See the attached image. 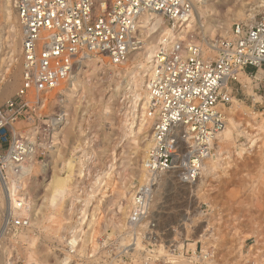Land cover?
Segmentation results:
<instances>
[{"label": "rangeland", "instance_id": "374dc122", "mask_svg": "<svg viewBox=\"0 0 264 264\" xmlns=\"http://www.w3.org/2000/svg\"><path fill=\"white\" fill-rule=\"evenodd\" d=\"M206 1L202 25H224L225 31L204 26L201 30L194 20L190 33L204 56L212 58L208 43L228 38L233 24L258 17L263 2ZM154 31L146 33L149 46L160 36ZM135 55L118 65L105 57H89L76 67L75 94L68 96L72 75L43 94L41 121L53 122L55 148L43 162L33 160L32 171L11 183L16 197L24 201L22 207L29 203L30 209L26 213L17 207L13 215L29 217L30 224L2 240L3 264H264V104L258 101L264 94V66L252 75L240 74L238 83L231 84L235 98L227 106L232 113H225V126L229 118L235 126L214 143L217 163L205 179L204 193L188 194L176 184V176L175 184L169 178L156 182L148 217L131 228L129 195L141 184L146 154L141 143L149 144L151 133L141 108L149 60L140 51ZM20 75L16 11L13 0H0V93L12 84L0 105L15 94ZM137 93L141 100L134 96ZM136 155L138 163L133 161ZM68 162L74 173L68 171ZM70 173L63 202L50 207L47 183ZM125 187L130 191L126 197L119 195ZM3 193L0 185V226ZM198 232L206 236L195 241ZM136 238L141 245L137 251Z\"/></svg>", "mask_w": 264, "mask_h": 264}, {"label": "built area", "instance_id": "2783aa9c", "mask_svg": "<svg viewBox=\"0 0 264 264\" xmlns=\"http://www.w3.org/2000/svg\"><path fill=\"white\" fill-rule=\"evenodd\" d=\"M199 1L13 0L21 75L15 94L0 105V178L17 181L28 161L43 162L54 151L53 122L41 121L43 94L89 57L118 65L142 51L148 30L142 19L152 13L172 35L158 38L148 63L144 114L151 133L143 162L148 179L131 192L128 224L133 228L148 217L161 177L194 182L225 127V107L235 98L231 84L242 72L252 75L264 66V0L253 21L235 23L228 38L212 41V58L203 57L190 33ZM258 98L264 104V94ZM14 201L15 208L24 204L19 197ZM29 224L26 216L4 217L0 245Z\"/></svg>", "mask_w": 264, "mask_h": 264}, {"label": "bare ground", "instance_id": "6f19581e", "mask_svg": "<svg viewBox=\"0 0 264 264\" xmlns=\"http://www.w3.org/2000/svg\"><path fill=\"white\" fill-rule=\"evenodd\" d=\"M5 2L6 1H9V0H4ZM200 2V5H198V7H196V9H195V12H194V16H193V18H194V20L196 21V22H198V24H199V27L198 28H200L201 30L203 29V26L206 28V29H209V28H214L215 27V30H218V31H220V32H224L225 31V27H224V25H222L221 27L219 26V25H217V24H213V25H211V26H209L208 24L209 23H205L204 25H202V23H203V21H201L200 20V15L201 14H203V12H201V10H203V8H205L207 5V1L206 0H200L199 1ZM201 8V9H198V8ZM198 9V10H197ZM200 10V11H199ZM254 17V16H253ZM161 18H160V16H158V15H155V14H152V13H150V14H148V15H146L145 17H143V19H142V23H143V27H145L146 29H148L147 31H152V30H155L154 32H156V31H158L159 30V37H160V40L163 38V37H171V35L172 34H170L169 32V30L167 29V27L166 26H158V24H159V20H160ZM253 19L254 18H252L251 19V21H253ZM250 21V22H251ZM249 21H248V23H250ZM158 23V24H157ZM206 25V26H205ZM156 40V39H155ZM17 42V41H16ZM151 42V41H150ZM149 43V42H148ZM147 43V44H148ZM145 45L144 46V48H143V50H144V52H142V51H140V53H144L145 55H146V57H145V59L147 58L148 60L151 58V55H152V52H153V47L152 46H149V45ZM200 47H201V45H199ZM208 46L212 49V50H214V45L213 44H211V43H208ZM201 49L203 50V48L201 47ZM136 53V52H135ZM135 53L134 52H132L130 55H128V58L130 57V56H132V55H135ZM139 53V52H138ZM142 55V54H141ZM144 55V56H145ZM136 57L138 56V55H135ZM203 57L204 58H211V57H207V56H204V51H203ZM146 59V60H147ZM83 62H84V60L82 61V62H80V64H78V66H77V68H79L80 66H82L83 65ZM140 64H141V62H140ZM143 64V63H142ZM146 65V64H145ZM148 65V64H147ZM140 66V65H139ZM138 66V67H139ZM141 67V66H140ZM145 67V66H144ZM16 68H18V67H16ZM77 68L75 69V71H74V73L72 74V77H71V75L68 77V78H70L71 77V79H70V81H69V83H68V96H71L72 94H75L76 92H77V86H78V76L77 75H75L76 77H74V74H77L76 72H78L77 71ZM147 68V67H146ZM259 70L261 69L262 70V68L260 67V68H258ZM257 69V70H258ZM144 72V71H143ZM146 72V71H145ZM244 72H242L241 74H243ZM244 74H246V73H244ZM240 75V74H239ZM247 75V74H246ZM141 77H143V75L141 76ZM68 78H67V80H68ZM142 79L143 78H141V81H142ZM12 86V84H7L6 86H5V88L1 91V93H0V100L3 98V97H5L7 94H8V92H9V89H10V87ZM145 95V94H144ZM134 96H136V99H139V100H141V98L139 97L140 96V94H136V95H134ZM133 96V97H134ZM143 98H145V96H143ZM144 101V100H143ZM135 106V105H134ZM141 108L142 109H144V102H142V106H141ZM224 113H227V114H231L232 113V108H227V107H225V110H224ZM143 115V113L141 112V116ZM146 117V116H145ZM58 120V119H57ZM148 121H149V119H148ZM150 122V121H149ZM229 122H230V125H226L225 127H224V129L222 130V132L219 134V136H218V138L217 139H222L224 136H226V135H228L229 134V132H230V127L229 126H233L234 125V121H233V119L232 118H229ZM235 126V125H234ZM141 139H143V138H141ZM142 142V141H141ZM142 144V147H144L143 149H144V153H145V151H147L146 150V148L145 147H147V145H149V144H145L144 142L143 143H141ZM148 148V147H147ZM213 149H215V153H212V151H211V153H210V155L204 160V162H203V164L201 165V168H200V171H199V175H198V178L194 181V182H190V183H187V182H181V181H177V179H175V178H173V177H165V176H169V175H165V176H163V177H161L157 182V184H160V182H162V183H164V182H166V180L169 178L170 179V182H172L173 183V181H174V184H175V182H176V184L177 183H179L180 184V187H182V189H184V190H186V192L189 194V192L190 193H193V194H199L200 193V195H202L203 193H204V190H203V184H204V182H205V179L207 178V176H209V175H211V174H213L212 173V171L214 170V168H215V165H216V163H217V161H215V160H217V159H215L217 156H216V154H217V150H216V147L213 145ZM145 156H146V154H145ZM135 157V156H134ZM144 159H145V157H144ZM135 163H138V161H139V156H137L136 155V157L134 158V160H133ZM70 162H72V161H70ZM70 162H68L67 163V168H68V171L69 172H72V168H73V163H70ZM134 162H132V163H134ZM143 162H144V160L142 161V165H141V171H140V175H139V181H140V183L141 184H144V183H146L147 182V179H148V174H147V172H146V170L144 169V166H143ZM72 164V165H71ZM136 165V164H135ZM47 167V165H44V167H43V169L46 171V168ZM32 169H33V160H30V161H28L25 165H24V167L22 168V172H21V174H29L31 171H32ZM75 169V168H74ZM76 171V170H75ZM72 173H74V171L72 172ZM71 175V173L70 174H65L64 176H58V177H56L55 178V180L54 181H49L48 183H47V185H46V191H47V201H48V205L50 206V207H52V208H54V207H58V205H61V202H63V200H64V196L65 195H67V193H68V188H69V182H71L72 180V177L70 176ZM176 177H179L178 175H176ZM179 179V178H178ZM14 181H10V182H8L7 183V181L6 182H4L1 178H0V185H1V187H2V191L4 192L3 194V196H4V205H5V208H4V217H8V216H10V215H13V214H15V207L18 205V204H16V202L14 201L15 200V197H16V194H15V190L14 189H12V187H11V183H13ZM16 183V182H15ZM122 191V192H121ZM121 192V193H120ZM120 192H118V193H120L119 195H122V196H124V197H126V195H128L129 193H130V191H129V189H127L126 187H125V189L124 190H120ZM46 195V194H45ZM118 195V196H119ZM121 196V197H122ZM120 197V196H119ZM124 197H122L123 198V200H125L124 199ZM128 198V197H127ZM129 199H131L132 200V194H130L129 195ZM28 205H29V203H27L24 207H21L22 209V211L23 212H26V213H28V210H30L29 209V207H28ZM198 212H200V211H197V213ZM196 213V214H197ZM201 213V212H200ZM197 215H202V214H197ZM17 216H19V215H17ZM206 235H205V233H196V235L194 236V239L193 240H198L199 238H201V237H205ZM133 245H134V248H135V250L137 251V249L138 248H141V245H140V243H139V240L136 238L135 239V241L133 242ZM134 250V251H135ZM205 250V249H204ZM206 253V252H205ZM143 254V253H142ZM148 254V253H147ZM145 257H146V255H145ZM203 257L205 258V260H209L208 258H210V257H207L206 256V254L205 255H203ZM182 260H184V259H182ZM0 264H3V262L1 261V256H0Z\"/></svg>", "mask_w": 264, "mask_h": 264}, {"label": "crops", "instance_id": "0c3cea01", "mask_svg": "<svg viewBox=\"0 0 264 264\" xmlns=\"http://www.w3.org/2000/svg\"><path fill=\"white\" fill-rule=\"evenodd\" d=\"M252 70H253V68H250V67H249V68H247L246 71H247V72H251Z\"/></svg>", "mask_w": 264, "mask_h": 264}]
</instances>
